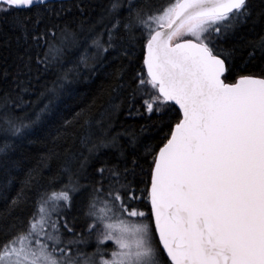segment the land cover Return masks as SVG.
Returning a JSON list of instances; mask_svg holds the SVG:
<instances>
[{
	"label": "snow or ice",
	"instance_id": "6c2138e0",
	"mask_svg": "<svg viewBox=\"0 0 264 264\" xmlns=\"http://www.w3.org/2000/svg\"><path fill=\"white\" fill-rule=\"evenodd\" d=\"M254 11L251 0H0L14 34L0 41V169L47 145L12 201L34 192L36 210L0 241V264H264V75L237 74L264 72V35L232 42ZM137 47L146 75L96 111L99 97L60 106L76 75L131 63ZM137 100L170 119L179 106L158 151L121 120L142 115ZM138 176L148 213L133 206Z\"/></svg>",
	"mask_w": 264,
	"mask_h": 264
},
{
	"label": "trees",
	"instance_id": "16d2710c",
	"mask_svg": "<svg viewBox=\"0 0 264 264\" xmlns=\"http://www.w3.org/2000/svg\"><path fill=\"white\" fill-rule=\"evenodd\" d=\"M93 2H99V0H93ZM168 0H154V4L159 6H166ZM251 3L254 6L255 11L253 12V17L247 23L243 24L238 33L236 34L235 39L232 41L233 43L243 40H254L258 39L259 36L264 35V17H257L256 11L259 10L260 0H251ZM2 27L4 33L6 35L0 36V41L13 36L10 25L5 23L0 25ZM191 38V37H188ZM145 50H142L140 47H137L134 54L131 55V63L128 60H124L123 64L120 62H115L111 66L106 67L103 72L97 73L95 75L89 74L87 71H84L75 76L73 83L69 86V91L71 95L63 98L61 103V107L64 104H67L74 108H81L88 104H91L94 98L96 99V108L93 111L99 109V105L101 100H108L109 93L112 92V88L115 87L118 83H125L131 81V78L136 74L143 72L146 75V69L143 66V58H144ZM243 55L247 56V51L243 53ZM75 56L71 57V60H75ZM241 61L238 60L237 63ZM71 65H69L70 67ZM123 68V81H120L115 78V72ZM110 73L112 75L105 76L104 73ZM239 74H252L261 76L264 75V72H261L259 62H256V65L252 64L248 65V70L244 73ZM230 82H234V78L230 77L228 80ZM115 96V93H112ZM120 95L124 99V111L126 112L128 109V96L129 91L122 90ZM172 105V108L169 109L171 113V119L169 116L160 117L156 114H148L144 111L143 107H141V101H136V108H139L142 115H132L126 116L122 115L121 120L123 124L127 127L129 125L133 126L135 132L140 137L143 143H152L156 146V150L158 151L159 146H162L163 142H166L164 137L166 135H170L168 123L174 125L176 122L175 115L178 112V107L169 102ZM135 112V108L133 109ZM163 121V123H161ZM141 125L144 126V130L141 131ZM40 135V133H37ZM52 135H55V131H52ZM50 140V137H49ZM47 145L42 143H36L29 146V151L26 155L29 156V159L24 161V165L22 168L16 169L12 168L11 165H8V171H4L0 169V241L7 238L9 232L13 230V226H15V230L21 231L23 230V226L27 224L29 216L36 210V205L34 203L36 197L35 193H29V199L26 202H19L17 205L13 206V198L16 197L18 190L21 187L20 181L24 179V175L27 172L28 168L32 167L36 163V157L45 151ZM141 151L143 149L141 148ZM20 152L17 151L12 154V159L20 158ZM151 156L147 159L150 161ZM143 166L147 169L148 164L141 161ZM52 167H56V162H52ZM45 175H48L46 172ZM131 179V177H130ZM140 177L136 178V182L133 184V187L136 188L135 195L139 198L141 196L145 197V199H138L134 203V207L137 210L144 211L148 213L150 211V203L146 199L147 193H141L140 189L145 187L144 184L139 182ZM11 181V183H9ZM69 216L79 215L77 209H73L68 213ZM81 223L83 222V218L81 217ZM158 239V238H157ZM112 246V243L109 241H105L102 247L108 248ZM95 241H93L89 245V250H94Z\"/></svg>",
	"mask_w": 264,
	"mask_h": 264
},
{
	"label": "rangeland",
	"instance_id": "374dc122",
	"mask_svg": "<svg viewBox=\"0 0 264 264\" xmlns=\"http://www.w3.org/2000/svg\"><path fill=\"white\" fill-rule=\"evenodd\" d=\"M189 36H185L184 38L185 39H187ZM130 222H136V221H131L130 220ZM145 222H147V221H145ZM109 242H111L112 243V246H109L108 248H106L107 250H108V252H109V255L108 256H106V258H111L110 257V252L112 251V250H114L115 249V244H114V242L113 241H109ZM87 251H89V252H91L92 250H89V247L87 248Z\"/></svg>",
	"mask_w": 264,
	"mask_h": 264
},
{
	"label": "water",
	"instance_id": "95a60500",
	"mask_svg": "<svg viewBox=\"0 0 264 264\" xmlns=\"http://www.w3.org/2000/svg\"><path fill=\"white\" fill-rule=\"evenodd\" d=\"M188 39V38H187ZM146 69V68H145ZM226 83H231L230 81H225ZM170 103H172V104H174L175 105V103L174 102H170ZM178 108H179V106L178 105H176ZM150 203V202H149ZM158 238V237H157Z\"/></svg>",
	"mask_w": 264,
	"mask_h": 264
}]
</instances>
